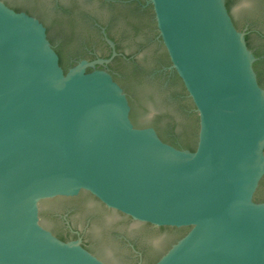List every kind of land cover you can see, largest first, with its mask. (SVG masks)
Segmentation results:
<instances>
[{
    "label": "water",
    "instance_id": "obj_1",
    "mask_svg": "<svg viewBox=\"0 0 264 264\" xmlns=\"http://www.w3.org/2000/svg\"><path fill=\"white\" fill-rule=\"evenodd\" d=\"M7 1L50 21L51 0ZM150 3L121 16L122 49L135 62L114 69L135 124L153 121L168 137L173 126L180 141L197 140L194 150L134 124L122 86L94 68L111 57L65 71L44 24L0 0V264H136L130 243L144 263L161 254L153 264H264L257 58L226 0ZM230 9L264 53V0H230ZM258 70L264 86V61ZM66 216L93 253L54 234L69 233Z\"/></svg>",
    "mask_w": 264,
    "mask_h": 264
},
{
    "label": "flooded vegetation",
    "instance_id": "obj_2",
    "mask_svg": "<svg viewBox=\"0 0 264 264\" xmlns=\"http://www.w3.org/2000/svg\"><path fill=\"white\" fill-rule=\"evenodd\" d=\"M2 1L16 11H24L30 15L37 17L46 27L47 36L55 50L57 48L64 49L65 55L69 61V67L73 66L81 59L91 61L97 58L111 57V60L109 62L104 64H98L94 68L106 70L122 86L128 96L132 110L133 99L131 98L130 93H128L123 83L118 78V76L120 75L119 70L114 69V64L117 61L135 62V56L132 54H128L122 49V47H124V38L119 36V30L121 28L120 19L122 15L123 18L130 19L133 15H135L134 13L136 12H144L147 9L153 11L150 0H51L52 10L50 12L49 22H47L39 13H36L25 6L10 3L7 0ZM227 8L235 26L239 30L244 32L248 47L253 51L254 55L257 57L255 61H264V53H262L260 50L255 49L254 47H251V45L249 44V34L251 33V28L249 27V25L246 24L244 27H239L233 18L230 7ZM134 19L137 22L132 20V24L134 27H137L138 25H140L141 19L139 18V15H137V17H135ZM108 40H111L113 42V45L110 44ZM96 47H105L106 52L100 53L99 51H97ZM74 50L80 51L73 52ZM113 52H116V54L113 55ZM257 52L260 54L259 56L256 55ZM166 67L168 73H171L173 71V68L170 67V63ZM94 68L88 67L86 70L90 71ZM255 71L257 73L258 78V72L257 70ZM259 84L264 88L261 81L259 82ZM137 126H153L160 138L165 142L178 148L189 149V147L184 146V141H180L179 139H177V132L175 127L173 126L167 127V131L170 134V137L163 135L156 123H154L153 121H146ZM164 137L168 140L164 139ZM196 141L197 140H195L194 142ZM83 192H85V190H81L77 195L74 196L59 197L75 198L82 195ZM66 218L67 216L64 218V222H66L65 226H67V231L69 233H53L63 240L81 238L82 244L88 250H90L88 244L84 241L83 232L69 225V222L66 220ZM147 224L152 225L150 223ZM181 236V234L180 236L178 235L173 242H175ZM129 245L137 257L136 264H149V262L151 261H153L154 263L157 258H159V256L161 255L160 254L156 257H152L146 263H144L143 261L145 253L140 250L136 244L130 243ZM95 255L98 256L97 254ZM98 257L102 259L106 264H108L103 258H101L100 256Z\"/></svg>",
    "mask_w": 264,
    "mask_h": 264
},
{
    "label": "trees",
    "instance_id": "obj_3",
    "mask_svg": "<svg viewBox=\"0 0 264 264\" xmlns=\"http://www.w3.org/2000/svg\"><path fill=\"white\" fill-rule=\"evenodd\" d=\"M226 5H227V7H230V0H226ZM57 50V52H58V55H59V62H60V65L63 67V69L66 71L67 69H68V67H69V61H68V58L66 57V55H65V52H64V49L63 48H57L56 49ZM256 55H260L258 52L256 53ZM167 57H168V55H167ZM257 58V57H256ZM168 59H169V57H168ZM170 62V61H169ZM261 63V60H257V61H255L254 62V68H255V70H257V72H258V79H259V82L261 81V79H260V72H259V70H258V65ZM89 70V69H88ZM171 74H172V77L174 78V79H176V80H178L181 84H182V86L184 87V85H183V83H182V81H181V79H180V77L177 75V73H176V71L173 69V71L171 72ZM185 88V87H184ZM185 90V89H184ZM134 113H135V110H134V108H133V103H132V110H131V118H132V120H134ZM164 139H166V140H168L167 138H165L164 137ZM196 143H197V141L196 142H190V141H184V146L185 147H189V149L190 150H194L195 148H196ZM263 182H264V176L262 177V179H261V181H260V183H259V186H258V188H257V190H256V192H255V199L256 200H258V201H264V194H263V191H262V189H261V187H262V184H263ZM187 229H188V227H182L181 228V231H180V234L181 235H183L184 233H185V231H187ZM180 234H179V236H180ZM160 257V256H159ZM158 259V258H157ZM153 263V261H151V262H149V264H152Z\"/></svg>",
    "mask_w": 264,
    "mask_h": 264
}]
</instances>
